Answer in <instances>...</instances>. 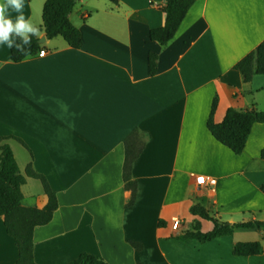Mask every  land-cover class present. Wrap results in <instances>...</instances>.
<instances>
[{
	"label": "crops",
	"instance_id": "crops-1",
	"mask_svg": "<svg viewBox=\"0 0 264 264\" xmlns=\"http://www.w3.org/2000/svg\"><path fill=\"white\" fill-rule=\"evenodd\" d=\"M45 1L24 0L41 36ZM165 2L77 0L70 18L82 33L78 49L46 37L45 55L15 63L0 44V137L27 144L59 202L52 220L35 228L38 264H67L83 252L108 264H264V228L237 227L205 243L176 239L194 222L213 229L191 212L194 204L222 221H264V122L253 125L240 154L207 126L215 97L216 123L229 107L264 109V74L245 82L234 68L264 40V0H195L162 45L149 34L164 25ZM149 52L159 56L154 75ZM135 128L148 141L133 165L137 195L127 205L123 139ZM6 142L24 173L30 152L13 138ZM201 174L217 179L210 192L197 184ZM22 191L24 206L47 203L38 179L28 177ZM255 240L259 254H233L236 242ZM18 258L0 216V264Z\"/></svg>",
	"mask_w": 264,
	"mask_h": 264
},
{
	"label": "trees",
	"instance_id": "trees-1",
	"mask_svg": "<svg viewBox=\"0 0 264 264\" xmlns=\"http://www.w3.org/2000/svg\"><path fill=\"white\" fill-rule=\"evenodd\" d=\"M116 1V0H115ZM195 0H166L161 5L165 13L164 25L150 31L149 37L162 45L169 43L187 12ZM76 5V0H46L43 6V28L47 39L61 36L69 46L78 49L83 46L82 33L71 21L70 14ZM19 43V38H14ZM24 53L11 48V60L19 63L26 57L39 54L44 49V44L39 43L37 37H32L31 46H24ZM158 54L149 52V72L154 75L158 69ZM234 68L241 72L245 82H249L257 74H264V40L258 46L241 58ZM218 99L214 98L207 126L212 135L227 146L234 153L243 152L252 127L257 122H264V109L258 110L254 107L238 109L229 107L224 119L220 123L214 121V113L217 108ZM15 139L21 143L31 154V160L22 173L11 145L6 142L8 139ZM148 141V135L139 130L133 129L123 139L125 158L123 164V179L125 187L131 191V197L127 205L135 202L137 195V181L133 178L132 169L135 160L140 156ZM261 158L264 159V148L261 150ZM33 155L31 149L19 137H0V216H3L7 232L12 235L18 245L19 258L14 264H38L34 257V231L37 226L49 223L59 206L56 192L52 189L47 177L36 171L33 167ZM40 180L43 190L47 196V203L42 207H27L22 204V186L27 183V178ZM264 193V181L260 186ZM193 214L204 219L213 221L214 227L210 231L201 230L199 222H194L190 229L180 233L176 239L182 241L198 240L201 243L211 241L215 238L232 235L235 228H264V221L250 220L246 222L222 221L212 215L208 209L201 204H194L190 208ZM159 223H162L160 221ZM141 249L142 245L132 242ZM233 254L238 256L257 255L261 251V241H240L233 246ZM67 264H108L103 258L88 252L81 253L77 258ZM143 264V263H137Z\"/></svg>",
	"mask_w": 264,
	"mask_h": 264
},
{
	"label": "clouds",
	"instance_id": "clouds-1",
	"mask_svg": "<svg viewBox=\"0 0 264 264\" xmlns=\"http://www.w3.org/2000/svg\"><path fill=\"white\" fill-rule=\"evenodd\" d=\"M24 0H0V44H7L18 52L26 51L25 45L31 46L32 37L41 38L40 28L36 22L24 14ZM17 15L13 20L11 13ZM13 36L19 38L17 43Z\"/></svg>",
	"mask_w": 264,
	"mask_h": 264
},
{
	"label": "built area",
	"instance_id": "built-area-1",
	"mask_svg": "<svg viewBox=\"0 0 264 264\" xmlns=\"http://www.w3.org/2000/svg\"><path fill=\"white\" fill-rule=\"evenodd\" d=\"M46 51L43 49L39 52L40 56L45 55ZM196 182L199 186H204L208 192L211 191L212 186L217 184V179L211 176L198 175L196 176ZM179 221L175 220L174 227H178Z\"/></svg>",
	"mask_w": 264,
	"mask_h": 264
},
{
	"label": "water",
	"instance_id": "water-1",
	"mask_svg": "<svg viewBox=\"0 0 264 264\" xmlns=\"http://www.w3.org/2000/svg\"><path fill=\"white\" fill-rule=\"evenodd\" d=\"M76 1H77V0H76ZM45 40H46V36L43 35V36H41V38L39 39V43H44Z\"/></svg>",
	"mask_w": 264,
	"mask_h": 264
},
{
	"label": "rangeland",
	"instance_id": "rangeland-1",
	"mask_svg": "<svg viewBox=\"0 0 264 264\" xmlns=\"http://www.w3.org/2000/svg\"><path fill=\"white\" fill-rule=\"evenodd\" d=\"M23 154V153H22ZM22 158L24 157V155L21 156Z\"/></svg>",
	"mask_w": 264,
	"mask_h": 264
}]
</instances>
